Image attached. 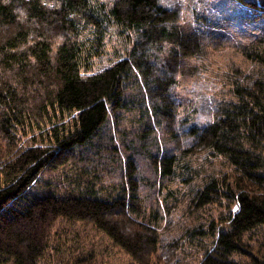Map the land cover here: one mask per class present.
<instances>
[{
	"label": "trees",
	"instance_id": "1",
	"mask_svg": "<svg viewBox=\"0 0 264 264\" xmlns=\"http://www.w3.org/2000/svg\"><path fill=\"white\" fill-rule=\"evenodd\" d=\"M246 2L264 12V0ZM178 16L160 0H0V264L10 256L15 264H39L60 218L93 223L140 264L175 254L177 243L162 255L159 229L135 215L140 203L132 158L123 189L130 195L63 197L29 188L43 170L59 168L104 138L112 114L134 103L127 86L139 84L137 75L155 113L172 122L176 72L204 47L197 31L176 24ZM114 26L124 50L98 68ZM163 42L173 46L160 65L153 49ZM245 54L263 66L260 75L235 81L234 99L220 106L219 116L185 133L194 137L188 154L210 151L232 167L211 176L193 198L195 208L220 203L229 210L211 221L209 232L200 231L216 237L202 245L194 264H264V248L255 252L246 239L264 225V49ZM155 163L169 177L178 157L167 151Z\"/></svg>",
	"mask_w": 264,
	"mask_h": 264
},
{
	"label": "rangeland",
	"instance_id": "2",
	"mask_svg": "<svg viewBox=\"0 0 264 264\" xmlns=\"http://www.w3.org/2000/svg\"><path fill=\"white\" fill-rule=\"evenodd\" d=\"M160 1L178 11L177 25L197 31L204 43L202 52L186 59L176 72L171 90L176 104L172 122L161 120L155 113L151 97L137 75L134 78L139 84L130 82L127 86V96L134 103L112 114L102 130L104 138L84 146L59 168L43 170L29 190L35 195L63 197L81 193L103 198L130 195L123 189L130 185L128 161L132 158L137 167L135 193L140 203L135 215L159 229L164 243L159 250L162 255L177 243L175 254L166 260L163 256L154 264H194L204 252L202 245H210L216 237L200 231L209 232L211 221L229 210L220 203L195 208L193 198L211 176L230 172L232 167L210 151L188 154L184 149L194 137L185 133L219 116L220 106L234 99L235 81L260 75L263 66L245 52L255 47L264 49V12L247 0ZM118 31V27L111 28L106 52L96 63L98 68L108 66L110 57L124 50ZM171 45L163 42L154 46L153 57L160 65L167 61ZM131 46L129 41L127 48ZM167 151L178 157L176 172L169 177L163 176L155 163V158L159 160ZM246 239L255 252L261 251L264 225L248 232ZM44 256L41 264H140L93 223L68 218H60L54 225ZM2 264L15 263L9 259Z\"/></svg>",
	"mask_w": 264,
	"mask_h": 264
},
{
	"label": "bare ground",
	"instance_id": "3",
	"mask_svg": "<svg viewBox=\"0 0 264 264\" xmlns=\"http://www.w3.org/2000/svg\"><path fill=\"white\" fill-rule=\"evenodd\" d=\"M122 53H123V52H122ZM119 54H120V53H119ZM122 55H123V54H122ZM123 56H125V55H123ZM111 60H112V59H111ZM111 62H112V61H111ZM116 62H117V61H116ZM84 71H85V70H84ZM133 89H134V88H133ZM133 89H131V90H133ZM135 90H136V89H134V93H135ZM136 97H138V96H136ZM139 98H140V97H139ZM107 124H108V122H107ZM105 126H106V125H105ZM98 136H99V135H98ZM106 149H107V148H106ZM67 161H69V160H67ZM67 161H66V162H67ZM127 182H128V181H127ZM128 183H129V182H128ZM96 197H97V196H96ZM32 198H33V197H32ZM34 199H35V198H34ZM81 220H82V219H81ZM47 252H48V251H47ZM44 253H45V252H44ZM43 256H44V255H43ZM43 256H42V257H43ZM13 258H14V257H13ZM43 258H45V256H44ZM10 259H11V256H10ZM14 260H15V259H14ZM81 263H82V262H81ZM39 264H41V261H40ZM86 264H87V261H86Z\"/></svg>",
	"mask_w": 264,
	"mask_h": 264
}]
</instances>
